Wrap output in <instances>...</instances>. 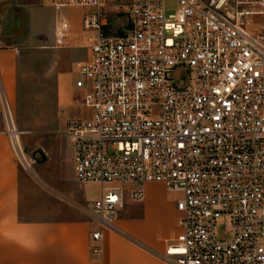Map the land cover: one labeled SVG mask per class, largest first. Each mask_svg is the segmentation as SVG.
<instances>
[{
  "label": "built area",
  "instance_id": "obj_1",
  "mask_svg": "<svg viewBox=\"0 0 264 264\" xmlns=\"http://www.w3.org/2000/svg\"><path fill=\"white\" fill-rule=\"evenodd\" d=\"M82 10L86 49L74 73L78 115L65 125L80 185H97L86 212L119 232L117 213L146 184L180 198L166 264H264V0H41ZM0 134L16 165L33 161L0 90Z\"/></svg>",
  "mask_w": 264,
  "mask_h": 264
},
{
  "label": "crops",
  "instance_id": "obj_2",
  "mask_svg": "<svg viewBox=\"0 0 264 264\" xmlns=\"http://www.w3.org/2000/svg\"><path fill=\"white\" fill-rule=\"evenodd\" d=\"M15 3L24 5L21 8L29 14L34 33L44 32L42 25L48 15H54V28L56 13L41 0H0V38L11 37L15 20L21 17L22 10L15 13ZM17 68V48L1 43L0 90L12 107L17 90ZM73 83L74 78L69 88L57 79L55 99L60 110L66 111L72 106L78 110L79 94ZM28 182V177L16 165L6 137L0 134V264H166L158 255L163 254L177 233L178 193L167 191L161 184H146L142 201L128 202L117 213L114 224L119 232L103 231L100 253L91 256L89 235L97 228L95 223L74 213L66 220L32 221L24 217L25 205L29 203ZM65 197L66 201H71L69 195Z\"/></svg>",
  "mask_w": 264,
  "mask_h": 264
},
{
  "label": "rangeland",
  "instance_id": "obj_3",
  "mask_svg": "<svg viewBox=\"0 0 264 264\" xmlns=\"http://www.w3.org/2000/svg\"><path fill=\"white\" fill-rule=\"evenodd\" d=\"M22 6L14 4L16 14ZM22 12L15 20L12 36L0 38V44L18 50L13 111L24 151L33 161L30 172L21 170L29 179V203L25 205L24 217L32 221L66 220L74 213L91 222L86 206L99 196V187L82 186L75 181L70 166L71 147L65 135L66 123L79 110L74 106L60 110L55 99L57 79L71 88L73 70L85 56L86 43L78 33L82 10L60 11L71 25L66 44L60 48H54L53 43L54 15L46 16L44 32L36 34L31 29L29 14ZM73 101L76 105L77 95ZM67 195L70 202L66 201Z\"/></svg>",
  "mask_w": 264,
  "mask_h": 264
}]
</instances>
